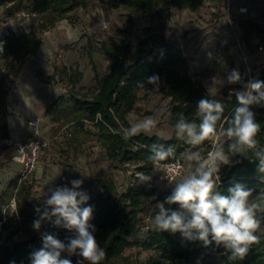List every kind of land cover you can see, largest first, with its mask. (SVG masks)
Instances as JSON below:
<instances>
[{
  "label": "rangeland",
  "instance_id": "1",
  "mask_svg": "<svg viewBox=\"0 0 264 264\" xmlns=\"http://www.w3.org/2000/svg\"><path fill=\"white\" fill-rule=\"evenodd\" d=\"M84 4L85 7L74 9L52 25L50 14L34 15L29 12L28 0H22L20 4L0 0V91L5 98L9 94L15 96L21 83L31 82L33 75L44 90L37 92L38 101L43 103V113L35 117L40 118V134L46 147L41 151L36 171L30 178L18 183V170L7 168L10 156L0 161V219H10L11 229L18 233H22L20 220H17L19 211L37 212L38 208L43 209L51 188L71 187V180L82 179L81 190L86 191L89 197H95L109 183L114 185L118 194L125 193L135 184L139 172L136 166L133 163L110 162L97 139L96 130L89 124L80 130L72 121L76 111L69 100L70 85L66 78V74L73 75L80 71L82 75L75 85V91L80 95L93 93L98 83L93 79L92 67L102 76L111 63L101 52L100 46L118 40V29L127 22L130 21L132 25L133 45L144 37L157 39L162 33L168 46L182 52L188 63V74L211 95L229 88H234L233 92H236L244 79L247 82L258 80L264 74V0H201V6L196 11L161 3L152 5L147 17L132 12L117 0H84ZM238 6L247 7V13L236 14ZM159 9L160 13L157 14ZM28 32L37 36L39 49L23 59L21 69L14 78L9 70L11 59L6 57L4 42ZM234 69L239 71L241 81L229 84L226 77ZM161 85L158 82L157 85L140 89L126 119L131 126L144 117L153 116L159 121L156 128L152 132L141 133L169 140L173 138L167 124L171 103L170 98L162 92ZM60 95L65 102L52 105ZM62 127L67 128L69 136L58 135ZM223 138L213 137L207 145L199 144L179 151L175 148L173 156L187 160L189 153L202 155L215 141L219 140L220 143ZM5 146L4 143L0 144L1 149ZM229 156L230 163L221 165L220 172L235 163L234 157ZM189 163L183 177L175 183L189 174ZM65 171H68L67 175H64ZM145 174L151 176V180L142 185L153 189L155 197L172 193L175 183L168 187L160 169L154 167ZM11 180L13 184L5 190ZM152 209L153 204L147 202L144 210L137 215L139 233L129 237L132 244L125 248L116 264H146L154 256L152 251L141 247L142 236L152 225ZM94 235L100 243L102 235L97 231ZM20 237H23V233ZM70 259L76 264L77 259L82 258L72 256ZM207 259L219 262V255L208 253Z\"/></svg>",
  "mask_w": 264,
  "mask_h": 264
},
{
  "label": "trees",
  "instance_id": "2",
  "mask_svg": "<svg viewBox=\"0 0 264 264\" xmlns=\"http://www.w3.org/2000/svg\"><path fill=\"white\" fill-rule=\"evenodd\" d=\"M16 1L19 4L22 0ZM28 9L31 14H50V23L54 25L66 15L78 7H85L84 0H28ZM118 3L128 7L132 12L147 17L152 5L168 3L178 8L196 11L201 6V0H117ZM160 13V9L157 14ZM132 25L127 22L118 29L119 38L110 44L102 43L100 50L111 63L109 69L99 76L94 66L93 79L98 83L96 90L87 95H80L75 91V85L81 77V72L73 75L66 74L67 83L70 85L68 96L76 115L72 121L82 130L86 124L91 125L97 132V139L104 148L107 159L112 163H133L136 170L146 173L154 168V163L148 159L152 144H163L183 150L190 145L185 140L179 139L175 133V123L180 113L188 120H196L197 102L201 98H209L220 101L224 106V113L218 128L222 124L228 126L225 120L230 118L237 106L236 92L244 90L247 79L233 92L234 88L211 95L206 88L188 74V63L182 52L168 46L162 33L157 39L144 37L135 45L132 43ZM39 40L33 32L23 33L17 38L12 37L4 42L6 57L10 58L9 68L13 77H17L22 66V61L27 55L36 53L39 49ZM158 76L161 82V90L170 98L171 107L168 110L167 124L171 128L173 138L166 140L156 135L147 136L140 133L136 136L124 139L120 130L130 127L126 116L133 109L138 92L144 86H153L148 83V78ZM264 81V74L259 79ZM49 83V81H46ZM143 87H138L139 84ZM65 102L63 96H58L52 105H61ZM256 114V120L260 123V131L256 139L258 146H264V101L252 106ZM170 114V115H169ZM5 94L0 91V140L9 139V129L5 122ZM210 140L201 144L207 145ZM226 155H232L228 151L230 141L223 138ZM235 163L225 167L222 171L217 190L227 195L228 188L235 183L243 184L252 191L250 200L264 206V171H260L259 161L253 151H248L245 156L233 155ZM65 171L64 175H67ZM13 184L11 181L8 187ZM7 187V188H8ZM103 192L95 197H90L86 205L93 207V219L90 221L96 227V231L102 235L100 246L105 250L106 256L100 264H116L122 256L125 248L132 243L130 236L139 233L136 225L137 215L144 210L147 202L153 204L151 220L158 211L157 204L164 202L167 196H154V190L147 188L140 180L135 178V184L123 194L115 192L111 183L103 187ZM178 209V205H167ZM43 209H41L42 211ZM19 220L21 232L13 231L9 220L2 223L0 229V264H31L30 254L41 246V237L44 234H54L57 238L65 240L73 233L55 224V217L41 222L37 231L33 222L40 218L38 212H30L21 209ZM257 217L264 220V212H257ZM264 225V224H262ZM258 242L250 246L249 252L243 260H229L230 253L224 247L215 244L205 247L201 241H188L182 238L180 233L172 234L168 231H156L152 225L142 236L141 247L152 251L154 256L149 258L146 264H264V234ZM219 255V262L208 260L207 254Z\"/></svg>",
  "mask_w": 264,
  "mask_h": 264
},
{
  "label": "clouds",
  "instance_id": "3",
  "mask_svg": "<svg viewBox=\"0 0 264 264\" xmlns=\"http://www.w3.org/2000/svg\"><path fill=\"white\" fill-rule=\"evenodd\" d=\"M158 81V76L148 78V83L153 85ZM226 81L239 83V71L234 69L228 73ZM143 86L142 83L138 85ZM235 95L237 106L231 117L225 120L226 128L222 124L218 128L224 113L223 104L215 99L201 98L195 113L199 123L180 113L175 123L176 136L193 146L213 137H226L230 141L228 151L231 156L239 154L246 157L251 150L259 161L260 171H264V146H258L256 139L260 123L252 111L253 105L264 101V81L250 80L244 85V90ZM158 122L157 118L147 116L120 132L124 139H128L141 132H152ZM173 154L171 146L154 143L150 146L148 159L158 164ZM229 157L222 143L215 144L207 158L198 152L189 153L187 159L191 170L175 183L171 195L157 204L158 211L152 219L153 229L180 233L183 239L201 241L205 247L222 245L230 253L229 260H243L250 246L260 239L257 233L264 234V220L257 217V212H264V206L250 200L252 191L243 184L235 183L229 187L227 195L217 190L220 167L230 163ZM137 177L141 183L151 180V176L143 172H138ZM70 184L71 187L64 185L49 189L50 195L44 201L43 210L37 209L40 218L33 222V227L38 231L42 221L55 217V224L73 235L65 241L54 234H44L41 246L30 254L31 264H73L72 256L82 258L77 259L76 264H100L106 256L94 235L96 227L90 223L93 207L83 206L90 199L87 192L81 190L83 180L73 179ZM165 204L178 205L179 208H166Z\"/></svg>",
  "mask_w": 264,
  "mask_h": 264
},
{
  "label": "built area",
  "instance_id": "4",
  "mask_svg": "<svg viewBox=\"0 0 264 264\" xmlns=\"http://www.w3.org/2000/svg\"><path fill=\"white\" fill-rule=\"evenodd\" d=\"M247 13V7L238 6L236 10V14L244 15ZM260 49L262 47H259ZM27 126L30 130V137L25 141H17L14 142L13 145L15 147V154L13 159L20 164L21 168L18 174V183L22 180H26L32 176L35 172L38 160L43 148L46 147V142L41 138L40 134V119L39 118H31L27 120ZM61 134L63 136H69L66 127H62L59 130L58 135ZM219 136L215 137L218 139ZM10 145L11 142L7 140H0V144ZM219 143V140L215 141V144ZM213 146L204 152L201 157L207 158L208 153L213 149ZM187 162L188 159H184L178 156H171L164 161H160L158 164L154 163V167L160 169L162 172V177L164 183L168 187H172V185L180 178L183 177L185 172L187 171ZM191 170V169H190ZM219 176L221 179L222 172H219ZM262 183H264V178L260 179ZM217 183H220L219 181ZM14 207V200H12V204ZM19 220V218H17ZM8 219L2 217L0 219V229L2 223H6Z\"/></svg>",
  "mask_w": 264,
  "mask_h": 264
},
{
  "label": "crops",
  "instance_id": "5",
  "mask_svg": "<svg viewBox=\"0 0 264 264\" xmlns=\"http://www.w3.org/2000/svg\"><path fill=\"white\" fill-rule=\"evenodd\" d=\"M30 81L31 82L29 83H21V85L19 86V92H17L15 96L9 94V96L5 98V101L7 103V105L5 106V122L9 129V139L7 141H10L11 144L6 145L2 149L0 148V161H4L6 159V156L9 155L11 161L8 164L7 168L10 170H18L17 176L19 174L21 166L13 159V156L15 154V147L13 143L29 139L30 130L27 126V120L43 113V103H40L38 101L39 96H37L38 91H44L43 86L40 84L41 82L37 78H35L34 75ZM26 84H29L27 85L28 87H26ZM24 119H26L25 123L23 122ZM7 187L5 188V190L8 189ZM1 190L2 189L0 188V192H2Z\"/></svg>",
  "mask_w": 264,
  "mask_h": 264
}]
</instances>
